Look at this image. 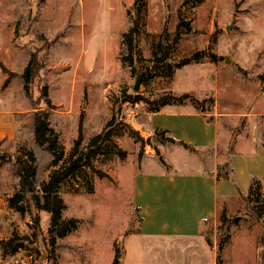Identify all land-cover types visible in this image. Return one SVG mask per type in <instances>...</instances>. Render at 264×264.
I'll use <instances>...</instances> for the list:
<instances>
[{"label":"rangeland","instance_id":"1","mask_svg":"<svg viewBox=\"0 0 264 264\" xmlns=\"http://www.w3.org/2000/svg\"><path fill=\"white\" fill-rule=\"evenodd\" d=\"M144 1L138 17L135 0H0V152L13 157L20 145L33 152L35 192L42 193L41 184L55 168L51 153L34 141L35 111L47 113L64 146L58 165L71 151L80 120L82 150L114 112L119 121L92 165L66 178L58 190L63 218L77 225L56 238L53 258L46 248L50 214L36 210L29 199L22 201L24 213L8 208L18 178L12 160L0 163L5 178L0 264H111L114 248L122 255L125 239L138 230L140 213L131 201L134 173L174 164L171 169L208 172L216 156L225 162L247 141L264 144V0ZM166 45V62H190L171 76L142 81L145 66ZM196 52L200 59L192 58ZM30 58L34 76L27 95L20 75ZM137 75L140 85L133 90ZM45 84L52 109L40 96ZM123 92L139 93L147 101L122 102ZM168 107L216 119L218 143L196 148L159 137L148 118L153 109ZM223 209L228 216H243L230 228L222 227L223 234H230L223 264H264V218L244 195L221 204L217 215L205 221L203 236L217 247ZM15 235L28 238L25 248L13 251L3 244Z\"/></svg>","mask_w":264,"mask_h":264},{"label":"crops","instance_id":"2","mask_svg":"<svg viewBox=\"0 0 264 264\" xmlns=\"http://www.w3.org/2000/svg\"><path fill=\"white\" fill-rule=\"evenodd\" d=\"M148 126L165 129L175 141L196 148L213 147L219 141L217 120L212 122L197 110L168 107L151 112ZM218 157L208 172L171 169L174 164L133 174L131 201L139 209L140 220L137 232L125 239L122 264H216L215 242L208 244L203 226L217 215L222 201L247 194L252 176L264 181V144L257 139L247 141L229 153L225 162ZM224 167L228 177L218 178ZM4 181L0 176V186ZM17 187L13 194L19 191ZM13 194L6 202L15 210L9 204Z\"/></svg>","mask_w":264,"mask_h":264},{"label":"trees","instance_id":"3","mask_svg":"<svg viewBox=\"0 0 264 264\" xmlns=\"http://www.w3.org/2000/svg\"><path fill=\"white\" fill-rule=\"evenodd\" d=\"M145 6L144 0H135V8L137 11V16L139 17L142 9ZM137 22L133 29H136ZM129 37V35L127 36ZM177 36H175L176 41ZM129 42L131 38H128ZM214 40V38H213ZM211 40V45L212 41ZM129 51L131 52V48L129 46ZM170 50V46L166 45L163 49L160 56L155 55L152 61L151 66H145V70L141 73L142 81L145 79H149L155 76H171L173 74V70L175 68L181 67L191 59H184L177 63H169L166 62V58L168 52ZM129 60H131V54L128 56ZM193 59H200V54L198 52L194 53L192 56ZM211 58L215 60L217 58L216 54L211 53ZM32 60L30 58L24 71L21 73L20 77L23 80V88L25 93L28 95L30 92V87L32 84ZM1 64V63H0ZM4 70V67H2ZM40 96L44 99L46 106L52 109V102L49 98L48 93V85H43L40 89ZM121 101H129V102H139V101H147L144 99L142 95L139 93H130L126 94V92L122 93ZM153 112L158 111L157 109H153ZM117 113L114 112L110 119L105 123L102 130L93 135L86 145L84 146V150L80 149L81 144L83 142V133H82V123L81 120L78 124L77 129V137L75 138L74 144L71 148V151L66 158L65 162L62 165H58L57 159L62 156L63 153V145L60 143L59 136L57 132L50 126L49 118L46 112L35 111L32 115V124H33V138L36 144L43 146L48 152L51 153L52 156V164L55 168L50 172L48 180L41 184L42 193L39 194L36 191V183L35 176L37 172V166L32 164L35 161V156L31 150L25 148V146H19L17 148V152L13 157L6 152H0V163L5 160L7 157L9 161L12 162L14 167V173L18 178L19 191L14 193L13 196L9 198V204L16 211L20 213H24L26 210L24 204H22L23 200H30L36 210H41L50 214V225L47 230V239H46V248L48 250V257L53 258L55 255V245L56 238L63 237L67 235L70 231L76 228L77 221L73 218L64 219L62 216V211L65 208L64 202L62 198L58 194V190L61 187L62 182L70 177L75 175L77 172H82L87 166L92 165V158L95 155L96 151L107 141L112 139L114 133V127L118 123ZM166 130L164 129H156L155 133L164 137L166 135ZM137 133V132H136ZM174 140L173 138H167ZM182 145H187V143L183 141H179ZM22 151V152H21ZM223 169V174H218V178H227L228 171ZM98 171V170H97ZM101 174L100 171H98ZM102 175V174H101ZM264 181H262L257 176H252L248 188L247 194L244 195V201L247 204H252V206L257 209V214L259 217L264 218ZM29 197L27 198V195ZM28 200V201H29ZM225 203L224 201L221 204ZM219 204V206L221 205ZM224 208V207H223ZM243 216L241 215H232L228 216L225 214V209L220 214L221 221V231L217 237V247H216V264H223V255L226 250V246L230 237L229 233H222V227L226 226L227 229L231 227V225L238 223ZM35 226L39 224V218L36 216L34 218ZM16 234V233H15ZM264 238L260 237V240L263 241ZM28 238L26 236L20 237L15 235L8 240L4 241L3 244L13 249V251H17L19 248H25V241ZM209 245H212L211 241H208ZM120 259V252L117 247L114 248V256L112 258L111 264H118Z\"/></svg>","mask_w":264,"mask_h":264},{"label":"water","instance_id":"4","mask_svg":"<svg viewBox=\"0 0 264 264\" xmlns=\"http://www.w3.org/2000/svg\"><path fill=\"white\" fill-rule=\"evenodd\" d=\"M140 81H141V76L140 75H137V78H136L135 83L133 85V90H137L139 88Z\"/></svg>","mask_w":264,"mask_h":264}]
</instances>
